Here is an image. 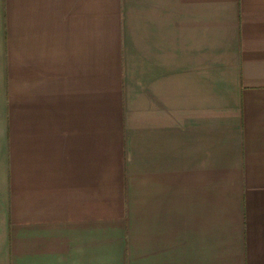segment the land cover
I'll use <instances>...</instances> for the list:
<instances>
[{"label": "crops", "instance_id": "obj_1", "mask_svg": "<svg viewBox=\"0 0 264 264\" xmlns=\"http://www.w3.org/2000/svg\"><path fill=\"white\" fill-rule=\"evenodd\" d=\"M0 264H264V0H0Z\"/></svg>", "mask_w": 264, "mask_h": 264}]
</instances>
